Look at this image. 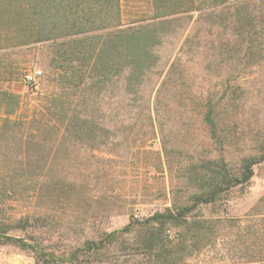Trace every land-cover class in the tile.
Returning a JSON list of instances; mask_svg holds the SVG:
<instances>
[{"label":"rangeland","instance_id":"1","mask_svg":"<svg viewBox=\"0 0 264 264\" xmlns=\"http://www.w3.org/2000/svg\"><path fill=\"white\" fill-rule=\"evenodd\" d=\"M182 41L169 36L158 48L159 64L143 83L145 99L152 101ZM51 43L0 51V264H65L50 255L63 259L75 253L84 264H264V161L253 166L247 183L222 193L214 204L195 208L209 220L197 239L187 228L168 227L170 239L156 251L146 249L156 226L133 221L169 205L171 183L179 181L181 194H186L181 172L200 141L196 114L179 116L177 124L166 108L162 112L164 129L177 143L172 156L177 178L168 174L160 135L146 119L138 120L128 145L115 128L114 138L94 147L61 137L58 121L73 90L49 65ZM194 64L178 68L180 85H200L203 92L208 87L220 91L223 80L243 85L242 137L227 150L236 164L235 148L248 153L264 138V66H247L238 78L229 65L221 69L209 63L205 69ZM34 69L42 72L36 87L24 81V74ZM181 89L180 97L187 99L188 89ZM2 92L13 93L17 102H8ZM34 117L40 122L52 118L53 126L37 128ZM106 119L114 122L112 110ZM44 140L47 144H40ZM111 232L115 234L107 236ZM89 241L97 247L88 249Z\"/></svg>","mask_w":264,"mask_h":264},{"label":"trees","instance_id":"2","mask_svg":"<svg viewBox=\"0 0 264 264\" xmlns=\"http://www.w3.org/2000/svg\"><path fill=\"white\" fill-rule=\"evenodd\" d=\"M262 1L143 0L144 4L138 6L137 2L128 4L125 0H0V51L52 42L49 65L59 70L73 90L58 121L61 137L94 147L114 138L111 131L115 128L124 134L128 145L138 120L146 119L151 130L156 128L160 135L168 174L177 178L172 165L177 143L164 129L162 112L166 108L170 114L167 117L177 124L183 115L189 118V114H196L200 141L192 148L193 155L186 159L181 172L186 187L182 192L186 194H181L179 181L171 183L169 205L143 221H133L156 226V232L146 241L147 250L156 251L170 239L168 227L187 228L197 239L209 220L196 214L195 208L214 204L222 193L247 183L253 166L264 161V138L248 153L235 148L233 151L239 154L236 164L228 159V145H237L242 137L241 81L229 85L223 80L218 84L223 87L220 91L211 85L213 89L208 87L205 92L198 91L200 85L194 89L193 84L177 82V75L181 78L178 68L191 63L205 69L209 63L221 69L229 65L238 78L247 66H264ZM169 36L183 37V41L150 101L142 93L143 83L158 66V48ZM183 86L189 92L187 99L180 97ZM1 94L8 102H17L13 93ZM54 100L62 102L60 97ZM110 110L113 123L106 119ZM133 111L138 114L133 116ZM44 118L46 121L40 122L34 117V126H53L52 118ZM87 245L88 249L97 247V242L89 241ZM50 256L65 264H84L76 253L63 259Z\"/></svg>","mask_w":264,"mask_h":264},{"label":"built area","instance_id":"3","mask_svg":"<svg viewBox=\"0 0 264 264\" xmlns=\"http://www.w3.org/2000/svg\"><path fill=\"white\" fill-rule=\"evenodd\" d=\"M42 72L40 69H34L33 72L24 74V81L32 87L37 86V79L41 76Z\"/></svg>","mask_w":264,"mask_h":264}]
</instances>
